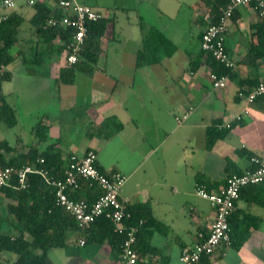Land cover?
<instances>
[{
	"label": "crops",
	"instance_id": "0c3cea01",
	"mask_svg": "<svg viewBox=\"0 0 264 264\" xmlns=\"http://www.w3.org/2000/svg\"><path fill=\"white\" fill-rule=\"evenodd\" d=\"M37 1L46 2L51 9L58 7L56 0ZM1 2L0 11L15 12L23 18L11 49L14 59L5 66L8 78L2 83L6 99L15 111L16 125L23 114L42 118L50 125L49 133L56 138L52 141L56 142L54 148L63 152L62 158L68 154L81 157L93 148L102 169L125 174L122 197L131 205L150 202L155 218L162 223L153 225L150 237L151 246L162 252L154 254L151 249L142 260L150 264H178L182 250L197 242L200 232L208 233L215 218L210 201L195 193L197 176L202 175L212 190H219L229 174L249 165L250 154L264 155V97L248 103L238 96L241 88L248 90L264 80L263 18L252 5L236 7L226 35L227 50L236 68L227 75L225 87L213 85L210 68L204 57H199V34L205 23L199 22L197 45L187 49L176 41L186 40L184 34L174 31L169 35L163 29L162 33L175 45L172 54L164 55L157 63L137 67V52L143 46L144 36L140 24L141 46L137 43L129 52L119 48L114 55L102 53L95 72L86 75L84 91L76 86L75 72L73 83L63 84L75 90L67 93L66 102H61L55 112L47 102L55 96L52 80H57L59 68L66 63H60L55 48L47 47L36 32L31 22L36 12L33 4L15 0L16 8L9 10L1 7ZM105 16L112 20L106 35L116 39L115 18L108 13ZM151 27L157 28L150 25L147 30ZM110 30L112 34L108 35ZM257 48L260 51L253 57ZM29 79L33 91L25 96ZM13 83L16 84L12 86ZM64 112L72 113L67 120L59 118ZM238 113L242 114L241 121H234L223 136L209 144L211 129L217 125L221 129ZM110 115L122 121L119 132L108 139L86 136L90 122H100ZM183 115L186 118L179 122ZM36 123L29 126L32 144L45 148L52 142L40 143L34 131ZM6 127L0 122V142L10 143V128ZM4 154L6 158L15 156L17 148ZM230 219L231 243H221L199 264H264V182L241 190ZM5 226L0 223V229L11 230V224ZM70 241L66 248L49 250V264H122L106 242L81 245L80 240ZM12 256L8 251L0 252V260Z\"/></svg>",
	"mask_w": 264,
	"mask_h": 264
},
{
	"label": "trees",
	"instance_id": "16d2710c",
	"mask_svg": "<svg viewBox=\"0 0 264 264\" xmlns=\"http://www.w3.org/2000/svg\"><path fill=\"white\" fill-rule=\"evenodd\" d=\"M228 2L229 0L196 1L195 8H197L198 12L196 17L197 21L203 24L205 23L204 29L199 34L200 47L204 30L208 25L220 21L222 8ZM33 5L36 12L31 18V22L36 32L41 34L43 41L47 43V47L51 49L55 48L54 50L58 53L66 52L67 44L74 34L73 28L63 25L47 28L43 26L51 16L60 17L63 14V10L59 7L51 9L43 1H37ZM22 22V16L15 12L9 13L7 19L0 22V67L2 65H8L14 59L11 49L17 41L18 29ZM111 22V18L103 16L88 24V32L84 38L78 61L73 65L69 66L66 64L59 68L57 83H73L77 70H81L87 75H92L95 72L96 65L104 49L102 39L107 34ZM141 27L144 29L142 24ZM143 34V46L137 52V67L157 63L161 61L164 55L172 54L175 45L162 31L151 27ZM258 51H260L259 48L253 50V57L256 56ZM199 55V57H204V61L209 66L210 72L215 73L217 76L228 75L236 68L226 66L225 63L216 59L211 50L201 47ZM196 64L199 65L200 61L197 60ZM6 78H8V74L5 71L3 73L0 72V122L5 123L8 127H13L17 123V117L3 91L2 83ZM240 90L243 89L241 88ZM183 116L179 118V122L183 121ZM220 127L221 129L218 128V125L214 126L211 129V136L209 132V144H212L231 128L226 127L225 124ZM49 128L50 125L44 123L42 118L37 120L34 131L41 144L48 141ZM122 128V121L117 116L110 115L100 122H90L86 127V136L108 139ZM54 143L56 142L49 143L45 148H40L34 144H29L28 146L23 145L21 149H17L15 156L6 158L5 151H13L14 147L9 142L2 141L0 142V167H20L30 163L37 167L47 169L50 177L64 178L74 154H68L66 158H62L63 152L56 150ZM89 149L93 148H88L87 150ZM93 150L96 152L95 149ZM255 155L258 154H250V159ZM39 158H43L44 162H39ZM95 165L101 172L109 176L118 172H106L102 169L98 165V156ZM248 166H250V162ZM241 172L237 171L234 173ZM234 173L229 174L228 177ZM197 179L198 184L212 191L211 184L202 175H198ZM27 180L28 186L24 189L20 188L18 182L15 180L10 186L0 187V192L8 199L5 205L3 219L12 226L11 230L0 229V252L8 251L13 254L11 258L5 261L0 260V263L13 260L16 264H49L48 252L50 249L66 248L71 243V239L80 240L81 244V239L84 238L85 242L81 245H101L106 242L110 246L113 255L120 258L122 264H126L121 257V252L123 241L127 236V230H116L114 222L105 215H100L88 228L83 229L79 226L74 216L58 203L56 186L54 184L46 180L38 172L29 173ZM104 191V188L98 182L91 183L89 180L83 178L80 179V186L78 188H70L67 190L72 199L85 201L90 205L104 194ZM126 204V210L131 213V216L125 219V224L128 228L131 226L137 228L135 249L138 253V264H150L142 259L151 249L154 254L162 252V250L150 244L153 225L157 227L160 224L162 225V223L155 218L150 202H142L134 205L127 202ZM150 226L151 228L148 230L147 228Z\"/></svg>",
	"mask_w": 264,
	"mask_h": 264
},
{
	"label": "built area",
	"instance_id": "2783aa9c",
	"mask_svg": "<svg viewBox=\"0 0 264 264\" xmlns=\"http://www.w3.org/2000/svg\"><path fill=\"white\" fill-rule=\"evenodd\" d=\"M29 4H34L37 0H28ZM58 7L63 10L60 17L51 16L43 26L45 28L63 25L70 26L74 30L72 39L66 47V64L73 65L79 59L84 38L88 32V24L105 16L93 5L79 0H57ZM252 5L258 14L264 18V0H229L228 4L222 8L221 19L218 23L210 24L204 30L201 40L203 49L211 50L213 55L226 66L236 67L235 61L230 57L226 46V35L229 29V21L239 5ZM1 7L15 9V0H2ZM9 12L0 11V22L7 19ZM5 71V65L0 67V72ZM210 78L216 88L226 86L227 75L217 76L210 72ZM238 96L248 103L253 102L258 97H264V80L248 90H240ZM186 115L183 116L185 118ZM242 119V114L234 115L231 120L225 122L226 127H232L234 121ZM180 121V120H179ZM97 154L93 149H89L81 157L72 156V162L65 172L64 178H54L49 176L47 169L37 167L34 164L24 166L0 167V187L10 186L15 180L19 187L24 189L28 186V174L38 172L44 178L56 186V196L58 203L66 208L76 219L83 229L88 228L100 215H105L115 224L116 230H127V236L122 244L121 257L126 264H138V253L135 249L137 241V228H128L125 219L131 216L126 210L127 199L121 197V190L127 180V176L121 172L107 175L101 172L95 165ZM44 162L43 158L38 159ZM89 180L91 183L98 182L104 188L102 194L93 204L85 201L72 199L67 190L76 189L80 186V179ZM264 182V156L255 155L250 159V166L241 173L230 175L225 185L219 190H207L203 185L196 184L195 193L207 199L215 208V218L208 233L200 232L199 240L193 245L184 248L180 255L178 264H199L205 255L215 252L221 243H231L230 217L235 208V204L240 197L241 190L248 186ZM84 238L81 239L83 244ZM0 264H16L13 260Z\"/></svg>",
	"mask_w": 264,
	"mask_h": 264
},
{
	"label": "rangeland",
	"instance_id": "374dc122",
	"mask_svg": "<svg viewBox=\"0 0 264 264\" xmlns=\"http://www.w3.org/2000/svg\"><path fill=\"white\" fill-rule=\"evenodd\" d=\"M85 1L86 3L101 9L104 15L108 13L115 18L113 21L115 22L114 34L116 39L109 38L107 35L102 39V45L104 48L102 55H114L119 48L120 50L124 48L129 52L131 49L135 48L137 43L138 46H141L142 34L139 27L140 24L144 26L143 33L150 25H154L161 31L165 29L166 33L169 35H173L172 33L174 31H177L179 34H184L186 40L175 38L179 45H183V49L189 48L190 45H197L199 21H196L194 18L197 8L193 6L197 0H84V2ZM167 22L168 25H165ZM165 26L167 27L165 28ZM110 34H112L111 30L108 32V35ZM57 54L60 63H66L65 52ZM76 73L78 75L76 86H78L81 91H84L87 86V74L81 70H77ZM30 80L31 79L28 80V84L25 83L26 88L29 89V91L23 92L25 96L31 94L33 91V87L29 83ZM52 81H54L53 90L55 96L47 102L49 103L47 105L50 110L57 112L56 110L59 104L61 102H66L64 98L68 92H73L75 87L63 85L65 83H57L56 80ZM16 83H13L12 86ZM118 85H122V83L119 82ZM76 90L79 93V90ZM60 114L59 118L67 120L68 116L72 113L64 112ZM38 119L36 116L30 118L23 114L19 118L20 123L18 125L6 127L10 128L7 138L10 140L13 147L19 149L23 143H34L32 142L33 135L29 133V130L31 129L29 126H32L33 122H37ZM20 136L23 138V141L18 140V137ZM54 140H56V138L51 137V134L49 133L48 141L45 144ZM7 200L8 199L0 192V223L6 224L5 227H8L9 224L3 219ZM200 200L207 202L205 199ZM186 207H188V205Z\"/></svg>",
	"mask_w": 264,
	"mask_h": 264
}]
</instances>
